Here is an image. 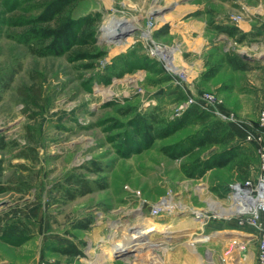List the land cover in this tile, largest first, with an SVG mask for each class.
I'll return each mask as SVG.
<instances>
[{"label":"rangeland","instance_id":"rangeland-1","mask_svg":"<svg viewBox=\"0 0 264 264\" xmlns=\"http://www.w3.org/2000/svg\"><path fill=\"white\" fill-rule=\"evenodd\" d=\"M51 1L0 0L7 21L0 25V184L11 188L0 192V218L1 225L15 219L29 230L14 264H219L223 251L240 244L246 257L238 264H253L256 240L235 220L216 216L223 185L240 180L234 165L203 174L197 167L221 147L171 157L166 151L181 149L199 125L188 122L146 143L132 121L143 116L153 136L193 104L186 105L188 96L209 93L219 111L256 127L264 104V0H73L51 20L38 21ZM112 16L131 24L104 38L101 27ZM84 17L94 24L79 23L62 54L38 55L32 48L49 40L25 41L32 26L56 28ZM146 29L179 52L169 58L173 70L149 54ZM85 34L88 41L80 44ZM195 61L201 71L182 89L178 77ZM223 123L234 136L230 144L252 152L249 177L255 175V148L235 124ZM165 199L170 210L160 208ZM146 221L170 225L168 250H155L160 262L138 260L145 255L136 247L114 248ZM127 225L134 227L125 231ZM69 243L82 254L58 251ZM226 264H237L234 256Z\"/></svg>","mask_w":264,"mask_h":264},{"label":"trees","instance_id":"trees-1","mask_svg":"<svg viewBox=\"0 0 264 264\" xmlns=\"http://www.w3.org/2000/svg\"><path fill=\"white\" fill-rule=\"evenodd\" d=\"M73 0H52L49 2L42 13L38 16L37 20L40 22L51 20L56 14L60 13L62 9L68 5ZM6 19L0 13V25L6 23ZM86 22V25L92 26L94 20H86V17L79 18V20H65L56 28H44V27H30L25 36V41L30 39H37L39 42L49 40L48 43L40 46L39 48H32L33 53L38 55L55 54L59 55L68 51L76 38L75 29L79 28V23ZM19 25V24H15ZM218 29L225 31L226 33L233 35L234 31L231 27L221 29V26H217ZM88 41L87 34L85 37L78 40L80 44H86ZM84 57L83 54H80ZM234 68L244 69L245 66L242 64L235 66L232 60H228ZM214 71V70H213ZM152 119L155 117L150 114ZM194 122L199 125V131L189 135L185 142L182 144L181 149L174 151H166V153L171 157H179L185 154L188 150L194 148H205L220 146L221 149L218 152L213 153L211 156L205 158L199 168L200 174L205 173L214 168H224L229 165H234L236 169L237 176L240 180H244L249 177L251 172V165L255 164V160L252 157V152L247 153L242 150L239 143L230 144L233 142L232 132L227 130L226 125L211 116V114L205 110L200 109L197 105L189 106L182 114L180 118L176 121L166 125V130L158 131L151 135L153 128L146 121L143 116H136L133 121V129L135 133L141 135L143 141L146 143L152 142L155 137H164L167 135V131H175L181 128L184 124L188 122ZM5 146L4 141L0 138V149ZM82 183L81 179H75L73 184L80 185ZM226 185H223V190L225 192ZM7 186L0 184V192L9 190ZM89 190H83L79 194H85ZM73 195V194H71ZM29 237V230L25 226L24 222L18 220H9L1 225L0 218V239L8 244L18 245L23 240ZM61 254L68 256H80L82 254L81 250L73 243L66 244L58 248Z\"/></svg>","mask_w":264,"mask_h":264},{"label":"built area","instance_id":"built-area-1","mask_svg":"<svg viewBox=\"0 0 264 264\" xmlns=\"http://www.w3.org/2000/svg\"><path fill=\"white\" fill-rule=\"evenodd\" d=\"M143 39L147 42L149 54L158 59L161 58L164 64L166 63V68L171 70L172 65L166 62L161 52L164 48H170L156 43L148 29L143 32ZM174 72L180 74V70ZM181 74L178 77V83L184 89L185 85L182 86L181 82L185 84L190 80V72ZM200 98L201 100H195L188 96L186 105L193 103L192 105H197L219 120L235 124L243 132L245 139L250 141L255 148L258 157L255 175L226 184L225 198L220 206L221 212L219 210L220 213L218 212L216 216L223 220H235L242 228L251 227L257 238L255 264H264V104L258 113L256 127H252L237 119L232 113L219 111L212 94L205 93ZM157 209L160 208L157 206ZM231 255L234 256L237 264L243 262L246 257L245 244L223 251L219 256V264H226Z\"/></svg>","mask_w":264,"mask_h":264},{"label":"bare ground","instance_id":"bare-ground-1","mask_svg":"<svg viewBox=\"0 0 264 264\" xmlns=\"http://www.w3.org/2000/svg\"><path fill=\"white\" fill-rule=\"evenodd\" d=\"M159 9L160 8L157 7L154 10H159ZM130 24L131 23H129V21L123 17H113L112 16L101 27L102 36L104 38H110L115 33V31H118L121 27L126 28V27L130 26ZM129 39H130V37H128L124 41L123 44H125ZM163 51L166 52V55H167V58H165L166 62L170 61L169 58L171 56H173L174 59L176 60V56L179 53L178 51H174V50L166 49V48L161 50V52H163ZM168 52L171 55H169ZM160 206H161L160 208L170 210V208L173 205L169 201V199L168 200L165 199L160 203ZM219 210L221 212V209H219ZM219 210H217V213L219 212ZM196 214H199V215L195 218H200V216L202 215L199 212H197ZM199 224L201 225L200 222H199ZM133 227L134 226L129 227L127 225L124 228L126 231L129 228H133ZM169 227H170L169 224L154 223V221H151L149 223V221H146V222H144V225H142L141 227H139L135 230L133 229L131 231H128L127 233L124 232L122 237L120 238V240L114 245V248L117 249V248H123V247H128V246L136 247V248H138L136 253H143L145 255V258H137L138 260H145L146 261L149 259L153 263L160 262V259H159L158 255L155 253V250L156 249H162L164 251L168 250V246H169V245H167L168 240L173 236L171 233L169 234L170 231H167ZM158 231H160L161 233L162 232H165V233H163L161 235V234L157 233ZM166 232H168V234H166ZM150 239H154L155 241L153 240V242L146 243V241H148ZM186 241H185V243H189V240H186ZM136 255L137 254H134V256H136Z\"/></svg>","mask_w":264,"mask_h":264},{"label":"crops","instance_id":"crops-1","mask_svg":"<svg viewBox=\"0 0 264 264\" xmlns=\"http://www.w3.org/2000/svg\"><path fill=\"white\" fill-rule=\"evenodd\" d=\"M240 28L243 31H248V30H250V23L242 22ZM190 67H191L190 68L191 70L189 71L190 72V78H193L194 74L196 75L199 71H201L200 61L193 62ZM243 230L245 231L244 233L250 235L251 237H253L256 240V251H257V238H256V235L254 233V230L251 227H244ZM24 246H25V244L23 242L17 246L10 245L8 243L5 244L3 242H0V264H14L16 262L15 261L16 249H20ZM253 261H254L253 264H255L256 252H255Z\"/></svg>","mask_w":264,"mask_h":264}]
</instances>
